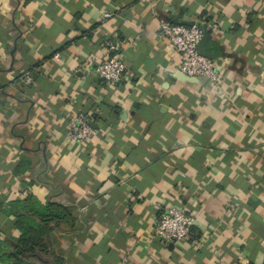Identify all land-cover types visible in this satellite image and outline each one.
<instances>
[{"label": "crops", "instance_id": "obj_1", "mask_svg": "<svg viewBox=\"0 0 264 264\" xmlns=\"http://www.w3.org/2000/svg\"><path fill=\"white\" fill-rule=\"evenodd\" d=\"M162 22L205 28L217 84L177 71ZM108 41L116 86L92 72ZM77 115L95 130L79 146ZM27 194L75 216L60 264H262L264 0H0V204ZM167 207L194 217L185 242L154 237Z\"/></svg>", "mask_w": 264, "mask_h": 264}, {"label": "built area", "instance_id": "obj_2", "mask_svg": "<svg viewBox=\"0 0 264 264\" xmlns=\"http://www.w3.org/2000/svg\"><path fill=\"white\" fill-rule=\"evenodd\" d=\"M160 35L166 39L173 52L178 56L177 71L188 78H204L207 82L217 84L219 76L212 59L202 56L198 45L203 38L205 28L198 23L184 26L178 23H160ZM106 56L95 65L92 72L104 83L116 86L123 82L127 70L126 55L118 41L106 43ZM30 84V76L24 78ZM65 139L72 145H81L91 139L95 130L87 119L77 115L69 120ZM194 224V217L177 207H167L153 223V234L163 244L185 242ZM264 264V259L263 263Z\"/></svg>", "mask_w": 264, "mask_h": 264}, {"label": "trees", "instance_id": "obj_3", "mask_svg": "<svg viewBox=\"0 0 264 264\" xmlns=\"http://www.w3.org/2000/svg\"><path fill=\"white\" fill-rule=\"evenodd\" d=\"M19 166V165H18ZM0 214L12 219L17 237L0 239V264H60L51 236L61 225H73L69 207L40 202L34 195L0 204Z\"/></svg>", "mask_w": 264, "mask_h": 264}, {"label": "water", "instance_id": "obj_4", "mask_svg": "<svg viewBox=\"0 0 264 264\" xmlns=\"http://www.w3.org/2000/svg\"><path fill=\"white\" fill-rule=\"evenodd\" d=\"M175 23H178V24H181L184 26H192L193 25V22H175ZM208 38H209V35L206 32V30H204L203 38L198 45V51L202 56L213 60V59H215L213 52L211 50H206L205 45H204L205 42L208 40Z\"/></svg>", "mask_w": 264, "mask_h": 264}]
</instances>
